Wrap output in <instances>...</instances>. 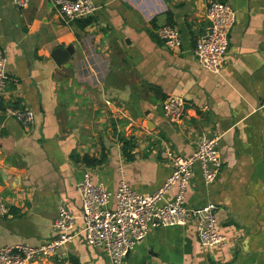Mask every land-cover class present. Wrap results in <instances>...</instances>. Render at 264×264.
<instances>
[{"label": "crops", "instance_id": "1", "mask_svg": "<svg viewBox=\"0 0 264 264\" xmlns=\"http://www.w3.org/2000/svg\"><path fill=\"white\" fill-rule=\"evenodd\" d=\"M89 1L91 16L65 24L49 0L20 10L0 0V116L34 114L27 129L0 120V247L49 241L58 206L77 218L84 173L112 192L120 171L132 191L151 193L170 174L164 150L188 156L196 142L218 138L217 178L205 186L194 166L185 203L212 204L226 244L201 249L189 221L149 230L122 264H264V0H224L235 22L218 75L192 56L208 0ZM163 25L179 32L178 50L157 39ZM170 96L185 105L178 124L162 116ZM34 264L108 263L75 238Z\"/></svg>", "mask_w": 264, "mask_h": 264}, {"label": "built area", "instance_id": "2", "mask_svg": "<svg viewBox=\"0 0 264 264\" xmlns=\"http://www.w3.org/2000/svg\"><path fill=\"white\" fill-rule=\"evenodd\" d=\"M30 0H10L15 9H24ZM59 20L65 24L85 19L95 11L89 0H49ZM235 22L234 12L226 3L208 0L204 10V25L195 39L192 56L204 71L218 75L225 61L229 33ZM157 39L170 50L180 47V35L171 25H163L155 31ZM5 59L0 49V97L4 93L7 77ZM181 98L170 96L163 100V118L170 124L181 122L184 114ZM6 118L27 129L33 124L34 114L29 110L6 108ZM218 138H207L194 144L188 156H179L169 150L161 158L170 165L167 179L153 192L140 194L132 191L119 171V180L114 191L109 192L93 184L84 173L76 185L79 197V215L72 216L63 206H58L51 225L52 238L38 247L14 244L0 247V264H34L39 259L52 256L59 248L75 238L102 255L108 264H122L133 247L142 241L149 230L182 227L193 222V230L201 249L222 247L225 237L217 230L214 207L207 204L200 208H188L185 203L189 191L193 167L196 166L202 183L212 184L221 167L217 151ZM171 198H165L170 189ZM6 214L0 198V216ZM80 226H75V220Z\"/></svg>", "mask_w": 264, "mask_h": 264}, {"label": "trees", "instance_id": "3", "mask_svg": "<svg viewBox=\"0 0 264 264\" xmlns=\"http://www.w3.org/2000/svg\"><path fill=\"white\" fill-rule=\"evenodd\" d=\"M216 1H219V2H221V3H224V0H216ZM88 24H89L88 21H83L81 27H85V26H87ZM124 145H125V144H124ZM124 147H125V146H124ZM82 161H83V162H86V161H87V162H91V163L94 162L92 159H89V158H86V157L82 158Z\"/></svg>", "mask_w": 264, "mask_h": 264}, {"label": "water", "instance_id": "4", "mask_svg": "<svg viewBox=\"0 0 264 264\" xmlns=\"http://www.w3.org/2000/svg\"><path fill=\"white\" fill-rule=\"evenodd\" d=\"M55 53H58V54H64L63 52H60V51H56ZM5 117L4 116H0V120L4 119ZM170 228H176V227H170ZM127 256V255H126Z\"/></svg>", "mask_w": 264, "mask_h": 264}, {"label": "flooded vegetation", "instance_id": "5", "mask_svg": "<svg viewBox=\"0 0 264 264\" xmlns=\"http://www.w3.org/2000/svg\"><path fill=\"white\" fill-rule=\"evenodd\" d=\"M127 259V256L124 258V261ZM139 264H145V260L139 262Z\"/></svg>", "mask_w": 264, "mask_h": 264}]
</instances>
